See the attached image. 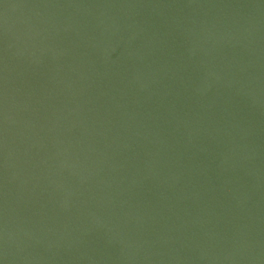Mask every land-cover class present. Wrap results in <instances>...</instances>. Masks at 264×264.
Segmentation results:
<instances>
[{"label":"water","instance_id":"obj_1","mask_svg":"<svg viewBox=\"0 0 264 264\" xmlns=\"http://www.w3.org/2000/svg\"><path fill=\"white\" fill-rule=\"evenodd\" d=\"M0 264H264V0H0Z\"/></svg>","mask_w":264,"mask_h":264}]
</instances>
